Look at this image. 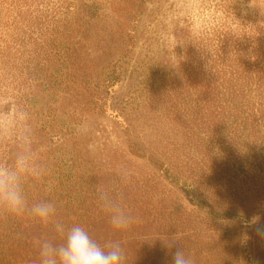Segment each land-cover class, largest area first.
Listing matches in <instances>:
<instances>
[{
  "label": "rangeland",
  "instance_id": "374dc122",
  "mask_svg": "<svg viewBox=\"0 0 264 264\" xmlns=\"http://www.w3.org/2000/svg\"><path fill=\"white\" fill-rule=\"evenodd\" d=\"M114 1L0 0V116L6 121L0 157L9 159L15 151L14 119L31 129L38 158L64 153L69 158L62 162L69 184L64 196L72 194L86 206L90 217L83 227L94 239L121 243L126 264H171L177 247L195 264H264V236L254 225L213 218L193 207L185 191L165 185L163 174L130 152L128 139L165 158L175 175L190 181L198 198L223 212L251 213L264 226L261 202L244 199L219 180L209 189V171L224 162H204L202 144L204 70L212 67L227 78L237 66H264V0ZM68 4L74 9L67 11ZM41 12L48 26L55 22L66 66L56 84L26 61L32 48L26 46L28 30ZM110 62H117L122 85L99 92L106 107L101 101L85 106L83 76L89 71L93 84ZM52 116L58 122L46 133L56 134L59 143L46 152L49 135L39 123L48 125ZM112 186L123 193L135 217L127 230L113 229L99 209L98 189ZM52 203L54 219L66 220L64 204ZM29 235L33 242L26 255L4 264H39L36 241L56 238L51 225H35ZM172 243L177 244L169 248Z\"/></svg>",
  "mask_w": 264,
  "mask_h": 264
},
{
  "label": "trees",
  "instance_id": "16d2710c",
  "mask_svg": "<svg viewBox=\"0 0 264 264\" xmlns=\"http://www.w3.org/2000/svg\"><path fill=\"white\" fill-rule=\"evenodd\" d=\"M72 9H74L72 4L66 6L67 11ZM46 19L43 12L34 16L33 28L28 30L29 41H26V46L32 44V48L26 51V61L27 64H34L35 72L39 70L45 72L52 78L50 82L56 84L57 73L60 72V76L62 75L61 66L64 62L60 42L56 36L58 32L54 26L55 22H51L48 26ZM64 68L66 69L65 65ZM90 76L88 71L82 78V84L84 83V88L86 87L83 94L84 105L92 107L93 102L99 104L101 101L106 107L107 100L102 99L99 92L106 89L110 93L122 85L117 62L103 66L97 72L93 84ZM29 103L35 106V102L28 100ZM49 116L51 117L48 114L47 118ZM56 119L53 116L50 120L46 119L48 125L46 122L39 123L41 132L49 135L46 140L49 146L46 152L54 151L52 145L59 143L56 134L46 133L48 127L58 122ZM121 125L126 133L130 134L128 126L123 123ZM128 137L130 152L148 160L156 172L163 174L165 185H173L185 191L193 207L206 211L213 218L230 217L248 225V228H253V214L217 210L207 200L195 196V189L190 181L175 175L164 163L165 158L137 147L129 135ZM202 144H204V162H208L207 159L224 162L209 171L207 181L209 189L217 188V180H219L222 187L235 189L244 194V199L251 197L261 202V210H264V66L253 65L247 68L237 66L227 78H222L219 70H212V67L204 70V142ZM57 149L61 150L60 147ZM39 161L44 167V174L38 183L34 184L32 181L26 183L25 191L29 203L54 200L61 206L64 204L67 215L66 220L61 222L68 227L74 224L83 226V220L90 217L89 212L85 210L86 206L84 204L80 206L78 199L72 194L64 196L69 184H66V178H63L65 172L62 169V162L67 163L69 158L64 153L63 156L48 158L42 154ZM213 172L214 175L211 174ZM219 189L226 190L221 187ZM35 225L50 226L42 224L28 214L13 215L0 212V264L17 263L20 257L26 255L24 251L31 249L28 242H33L31 238L33 235L29 234Z\"/></svg>",
  "mask_w": 264,
  "mask_h": 264
},
{
  "label": "clouds",
  "instance_id": "9594fccd",
  "mask_svg": "<svg viewBox=\"0 0 264 264\" xmlns=\"http://www.w3.org/2000/svg\"><path fill=\"white\" fill-rule=\"evenodd\" d=\"M6 121L0 116V130ZM14 128L15 151L9 159L0 157V212L13 215L28 214L44 225H51L56 238H43L38 245L39 264H126V253L119 241L101 244L94 239L85 227L74 224L70 227L55 220L56 208L50 201L41 200L29 203L26 196V183H38L44 167L33 149L31 129L23 122L12 121ZM121 178L127 180L126 172ZM97 203L115 230H127L135 222L128 209L123 193L115 186L100 188ZM252 224L258 235L264 236V226ZM248 225H246L247 227ZM177 243L167 245L169 248ZM171 264H195L186 256L182 247L172 253Z\"/></svg>",
  "mask_w": 264,
  "mask_h": 264
}]
</instances>
